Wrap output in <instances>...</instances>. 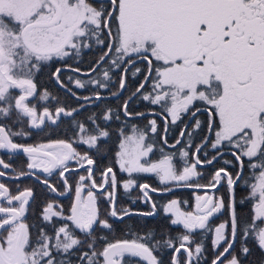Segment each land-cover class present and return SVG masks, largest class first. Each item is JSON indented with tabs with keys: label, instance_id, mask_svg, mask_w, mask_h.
Returning <instances> with one entry per match:
<instances>
[{
	"label": "snow or ice",
	"instance_id": "snow-or-ice-1",
	"mask_svg": "<svg viewBox=\"0 0 264 264\" xmlns=\"http://www.w3.org/2000/svg\"><path fill=\"white\" fill-rule=\"evenodd\" d=\"M93 42L102 54L82 73L87 79L73 81L69 77L70 83L78 89L89 90L90 95L80 96L71 91L62 80V68L51 73L57 85L84 103L73 108L57 106L54 112L48 107L38 111L29 98L39 96L43 101L50 94L46 89L42 93L38 91L37 74L53 61L80 56L83 49L92 48ZM137 61L144 65L147 74L123 101L125 116L132 115L129 104L140 96L152 105H161L173 124L181 119V113L187 114L195 108L191 112L193 119L199 112L206 114L207 120L195 119L193 132L202 131L203 123L209 133L214 132L215 138L204 136L201 144L195 146V152L185 147L179 149L182 167L174 163V155L163 154L159 160L151 161L149 154L153 153L154 145L147 143L146 130L133 125L131 135L121 131L123 138L114 162L100 170L99 162L111 151L107 147L110 132L95 113L82 121L76 119L81 109L86 110V105L104 99L100 90L116 88L111 91L113 97L128 91V73L132 77L143 74L136 67ZM114 69L120 70L118 87L112 78L116 74ZM72 71L81 72L79 68ZM148 81H151V90L145 91ZM111 113L109 108L102 120L110 121ZM13 114L21 124L26 122L28 129L39 132H44L49 124L58 126L68 122L61 117L70 118L78 143L87 146L81 152L73 147L77 141L51 140L40 145L46 149L41 153L46 159L37 160L34 155L37 148L13 139L33 133L14 132L0 123V150H5L9 160L12 154L20 152L28 157V171H19L13 179L34 177L49 192L64 195L72 191L65 175L71 171L69 161H75L87 175L79 176L75 199L69 209L54 199L45 198L39 217L41 223L34 226L35 234L30 230L33 226L24 220L27 206L35 198L34 188L20 190L17 185V194L13 195L0 182V264H129L126 257L139 258L146 264H164L163 259L154 255L163 248L172 250L169 264H193L194 261L199 264L205 249L202 243L196 242L197 230H212L211 219L224 213L228 219L214 228L212 249L218 254L211 264H225V261L244 264L251 254L248 239L264 254V227L258 223H264V0H0V118L8 119ZM167 123L165 117V132ZM148 126L152 133L158 131L156 120H150ZM193 132L185 127L180 137H191ZM181 143L177 139L176 145ZM209 146L214 152L211 159L207 153L201 159L199 153ZM191 147V144L187 146ZM224 147L235 149L231 155L240 170L233 175L221 167L207 184L193 183L194 178H203L198 168L213 165ZM89 150L94 152L89 154ZM244 158H248V167L253 170L254 182L248 185L247 199L254 203L251 223L241 227L235 209L234 186L242 178ZM224 163L232 164V161ZM116 166L128 173V178L118 177L114 171ZM0 168L7 170L12 165L0 158ZM54 171H58L64 192H59L56 184L50 182ZM97 171L100 183L95 179ZM133 173H154L160 184L166 186L163 191H171L167 187L169 182L199 189L226 185L227 199L207 192L198 195L194 212L181 211L178 201L171 200L164 211L172 214L170 226L183 229L176 237L166 240L162 237L155 243L151 242L155 239L151 235L110 242L101 235L104 230L113 229L109 217L123 222L125 217L134 214L154 215L155 203L149 212L133 213L116 207L121 186L125 191L138 186L145 203L149 202L150 186L137 185ZM6 175V171L0 170V177ZM87 181H91V188L102 190L109 203L106 215L100 211L96 194L88 191L87 199L81 196ZM237 239L241 244L239 252L234 251ZM220 247L223 251H219Z\"/></svg>",
	"mask_w": 264,
	"mask_h": 264
},
{
	"label": "flooded vegetation",
	"instance_id": "flooded-vegetation-1",
	"mask_svg": "<svg viewBox=\"0 0 264 264\" xmlns=\"http://www.w3.org/2000/svg\"><path fill=\"white\" fill-rule=\"evenodd\" d=\"M65 67H68V66L66 64H63V63H58L57 65H55L52 73L55 72L56 68H62L63 69ZM65 70H67V69H63V71H65ZM146 73H147V69L145 68V73L140 78V81H143L144 75ZM138 75H137V77H138ZM79 76L83 77L84 75H79ZM61 77H62V80L64 81V83L66 85H68V88L71 89V86L75 87L74 83L68 84L67 80H69V77H70L69 75L61 74ZM42 78H46V75L42 76ZM51 79H52V77H51ZM52 81L56 87H58L61 91L66 93V95L69 97V99H72L76 103V105L73 107H78L80 104L84 103L82 100L78 101L74 96H72V94H70L71 93L70 91H69L70 93H68V91L66 89L61 88L59 85H57L55 83L54 79H52ZM147 83H148V87L145 89V91H150L151 90V81H148ZM131 84L129 86H131ZM138 84H137V86H138ZM133 91H135V89ZM74 92H76V91H74ZM14 93L19 94V91H17V92L14 91ZM76 93H77V95L84 96L83 94H78V92H76ZM59 94L62 95L61 92ZM90 94L91 93L89 92V94H85V95H90ZM101 94H103V93H101ZM130 94L131 93H129V95ZM129 95L125 99H127L129 97ZM110 98L114 99L117 97H110ZM139 98H140V96H139ZM29 99H31V98H29ZM139 100L142 101L143 104L136 101L134 98L131 101L132 106L133 105L139 106L138 108H140L142 110H139L135 113H132V115H130V117L133 119H135V118H138V119L143 118L144 119L145 118L146 127L149 129V131L147 132L148 134L151 133L150 127L148 126L149 121L153 120V119L156 120L158 129L161 128V133L163 132L162 136L164 135V138L166 135L170 136L169 139L167 140V144H169V146H167V147L173 148V147H170V145H172L177 140L179 133H180L181 129L183 128L188 116L190 115V113L193 110H195V108H193L191 110V112L187 113L185 118H184V113H181V119L173 124L171 122V117L167 116V113L163 111L161 105H152L148 101L142 100V98H140ZM55 103H56L55 106H53L51 109L49 108L50 111L54 112L55 108L57 106H61L60 100H55ZM93 103H94V101H92L89 104H93ZM67 104H71L70 100H68ZM197 106H199V104ZM36 107H37L38 111H43V108L45 106H43L41 104V101L39 99H36ZM65 107L73 108L71 106H65ZM136 113H144V115L137 116V115H135ZM198 114H199V112L196 115H198ZM80 116L83 117V109H81ZM130 117H128V118H130ZM165 117H167V121H168L167 132H165ZM24 120L26 121L27 118H24ZM61 120L68 121V122L67 123H59L58 126L49 124L44 132H39V130H37V129H28L26 122L21 124L20 122H18L16 120L15 114H13L8 119L0 118V123L5 124L7 127L11 128L14 132H19L21 130H28V131L32 132L33 133L32 135L16 136V137H13V139L17 143H23L25 145L37 148V152L34 155L37 158V160H39V159H46V158H43L41 156V153L43 151H45L46 149L40 148V145L48 144L51 140L64 139V140L69 141V142L77 141L76 143H73V147H75L78 151H81V152H83L87 148L86 145H80L78 143L79 137L74 135L75 129H73L71 127L70 118L61 117ZM192 120H193V117H191L190 121L184 126V128L193 124L194 120L193 121ZM179 123H180V125H179ZM206 128H207V125H206ZM198 131L199 130L194 131L193 139L197 138ZM38 132H39V134H36ZM174 132H177V135H174L173 134ZM210 135L212 136V133H210ZM160 136H161V134H160ZM160 136H159V138H160ZM150 139L151 138L148 136L147 140L150 141ZM180 139H182V138H180ZM202 139H203V137H202ZM201 140L198 142V144L201 142ZM224 149L230 150L231 152L233 150L235 151V149H231V148H227V147H225ZM92 152H93V150H89V154H92ZM231 152H226V154H231ZM170 155H174V163H177L180 167L183 166L179 153L170 154ZM149 156L152 158L151 154H149ZM0 158H3L6 162L11 163V165H12V168L7 169V170L0 168V170L7 172V175L5 177H0V182L5 183L11 189L13 195L17 194V185L19 186L20 190H23L26 187L34 188L35 198L32 199L30 201L29 206H27V211L25 213V218H24L25 223L29 224L30 226H33V227H31L30 230L34 234L36 231L34 226L37 225L38 223H41L39 217H40V212L42 210L43 204L45 202V198L47 197V199H49V200L54 199L58 204L62 205L66 210L69 209L71 207L72 201L75 199V187H76V182L79 179V176L80 175H85V176L87 175V172L84 171L83 169H80L79 165H77L75 161H69L68 167L71 169V171L66 172L65 175L69 179V183L72 186V191L70 193H65L64 195H58L56 193L49 192L41 184L37 183V181L35 180L34 177L24 176V177H20L19 179H13V177L16 176L19 173V171H21V170L28 171L26 168V163L28 161V157L26 154H24L22 152L14 153V154H12V159L9 160L8 154L5 152V150H0ZM151 158H150L151 161H156V160L160 159V158L159 159H156V158L151 159ZM114 159H115V156H114ZM100 162H99V168H100V170H102L103 168H101ZM223 165H224L223 166L224 168H227L228 164L227 165L223 164ZM212 167L213 166H210V165H204L202 167H199L198 171H200L202 173L203 178H201V179H195L194 178L193 183L207 184L210 180V178L208 179L209 174H211V173L213 174L217 170V169L212 170ZM210 169H211V172H209ZM34 171H36L37 175H39L41 177L44 176V173H42L41 171H39V170H34ZM114 171L116 172L118 177H120L122 179L128 178V174L121 172L119 169V166H116L114 168ZM132 176H133V178H135L137 185L147 184L150 186V188H149V197H150L149 202L145 203V201L142 198L141 190L138 186L133 188L130 191H125L123 189V187L121 186L117 191L116 207L118 209H125V208L129 209L133 213L149 212V211H153L152 204L155 203L156 208L154 210V215H152V216H140V215L134 214L130 217H125L123 222H121L120 220H117L115 218H111V217H109V220H110V222L113 223V229H116V227L122 228L123 226H126V233L128 231L130 233L132 231V228L134 227L135 223H138V222H140L144 225H147V223H148L149 225H153L154 227L156 226V230L153 233V236L155 237V239L151 241L152 243H155L156 240H161L162 237L165 240L168 239L169 237L174 238V237H176V235L178 233L183 232V229L181 227L170 226V219L172 218V214L166 213L164 211V206L167 205L169 201L177 200L178 206L180 207L181 211L194 212L195 211V205H196V196L205 195L206 192L209 195L214 194L217 197H219L220 195H225V193H223V190H222L223 188H221V186H219L216 189H199L196 187H184L182 185H177L175 182H169V184L167 185V187L170 188L171 191H163V189L166 186L160 184L159 178L154 173H133ZM206 176H207V178H206ZM49 179H50V182H53L56 184L59 192L65 191L63 186H62V182L59 180L58 171H54L53 175L51 177H49ZM95 179H96L97 183L101 182V177L99 175V171H97V173L95 175ZM90 185H91V181L85 182L83 190L81 192V196L84 199H87L88 191H92L94 194H96L97 198H98V205H99L100 211H101L102 215H106L107 210L109 209V207H108L109 203H107L108 201H106L104 199V196L101 194L102 190L93 189V188H91ZM151 189H157V191L154 192V191H151ZM3 203H4V206H7L6 202H3ZM107 207H108V209H107ZM223 217L228 218L227 213L220 214L219 218H212L211 219L210 223H211V229L212 230H210V231L197 230L198 234L195 236L196 242L202 243L204 246V249H205V251L203 252V255L200 258L199 264H211V261L218 254L217 252H214L212 249V237L214 235L215 226H217L219 223L223 222L222 221ZM163 226L168 228L167 234H165L161 231ZM169 229H171V230H169ZM229 231H230V229H229ZM137 237H141V236L140 235H129L127 240L131 241L132 239H135ZM109 241L110 242H116V241H119V239L111 238V240H109ZM249 241H253V240L249 239ZM238 245L239 244H237L235 246V249H234V251H236V252H239V249H240ZM193 247H195V245H193ZM219 251H223V248L220 247ZM156 254H158L161 257V259H163L164 264H169V261H170L171 255H172V250L168 249V248L158 249L156 252H154V255H156ZM227 258L230 259L231 257L228 256ZM136 259L139 260V258H136ZM222 259H224V258H222ZM143 263L146 264V261H143ZM193 264H196V262L194 261ZM225 264H226V261H225ZM244 264H247V263H245V261H244Z\"/></svg>",
	"mask_w": 264,
	"mask_h": 264
},
{
	"label": "trees",
	"instance_id": "trees-1",
	"mask_svg": "<svg viewBox=\"0 0 264 264\" xmlns=\"http://www.w3.org/2000/svg\"><path fill=\"white\" fill-rule=\"evenodd\" d=\"M100 54H102L100 47L97 46L93 42L92 48L91 49H83L81 51L80 56L72 55L70 57L65 58L64 61H53L49 66H47L41 73L37 74V76L35 77V82L37 84L38 91L42 93L46 89L48 91V93L50 94V98L48 100L42 101L39 99V96H36V98L30 99L31 104L36 105V99H39L43 106L48 107L50 109L56 105L55 100H60V104L64 105V106H71V107L75 106L76 103L72 99H69V97L66 95V93L61 91L58 87H56L53 84V81L51 79V73L54 70L55 65H57L58 63H63V64H66L70 67H73V68H79L80 70H83V71L88 70L89 66L92 65L96 61V59H98ZM104 67H107V66H104ZM136 67L141 68L142 73L143 74L145 73V67L143 64L139 63V61L137 62ZM113 72L116 74L113 75L112 78H113V81L117 82V87H118V74H119L120 70L114 69ZM61 74L69 75L73 81L75 79H81V80L87 79V77L79 76L72 71H62ZM143 74H139L138 77L132 78L131 72H129L128 73V83H129V85L131 83L132 84H131V86H129L128 91H125L122 96L114 98V99L104 97V99H102V100H94L93 104L86 105V110L83 109V117L82 116L76 117L77 120L82 121L88 115L95 113L96 115L101 117L100 122L110 132V136L107 138V147L110 148L111 151H110V153H108L106 155V158L100 162L101 168H104L105 166L114 162L115 152H116V149H118V147H119L118 143L123 138L121 135V131H123L124 135H131L133 125H135L136 128H138L139 130H146L147 132L149 131V129L146 127L145 118L144 119L143 118L142 119H138V118L133 119L130 116H125L124 112L121 110V106L123 104V101L129 95V93H131L135 89V87L139 83L140 78L143 76ZM44 75H46V78H42V76H44ZM101 76H102V73H101ZM67 82H68V84L70 83L69 80H67ZM90 87L91 86H89V88ZM71 90L76 91V92H78V94H83V95L89 94V92H90L87 89H78L74 86H71ZM115 90H116V88H111L110 90H100V91H101V93H103L102 95H107V94H111V91H115ZM60 92L62 93V95L59 94ZM139 99H140L139 96H137L135 98L136 101L143 104V102L140 101ZM68 100H70L71 104H67ZM138 107L139 106H134V105L132 106V102H130L129 112L135 113L139 110H142ZM109 108L112 109V113H111L112 119L110 121H103L102 115ZM186 115L187 114H184V118L186 117ZM116 117H119V119H117ZM128 117H130V118H128ZM195 119H199L202 122L206 121L205 114H203V113H199L198 115H196ZM195 119H193L194 120L193 124H191L187 127V130L190 132H193L192 127L195 124ZM179 125H180V123H179ZM202 127H203V130L198 131L197 138L193 139L194 132H193V135L191 137L185 135L181 139L182 143L179 145H176L175 148L167 147V146H169V144L165 143L164 141H165V139L168 140L170 136L166 135L164 138V135L162 136L163 132L161 133V128H159L156 133H152V132L149 134L147 133V138H148V136L151 138L150 141L147 140V143H151L154 145L153 153H150L152 155V158L151 157L150 158L151 159H153V158L159 159L162 157L163 154L170 155V154L179 153V149L181 147H185L186 150L193 152L195 149V146L202 139V137L206 131V123H203ZM160 134H161V136H160ZM173 134L177 135V132H174ZM159 136H160V138H159ZM189 144L192 145V147L190 149L187 148V146ZM224 148H221V150ZM161 149H163V153H161ZM93 152H94V150H93ZM206 153H207L208 159H210L212 157V155L214 154L213 150L209 146L208 148L203 149V151H201L199 153V155L201 156V159H205ZM225 160L232 161V164L227 165V169L230 172H232L233 175H235V173L238 169V165L236 164L235 159L231 154L224 153L221 156H218L217 160L214 161L213 165H210V166H213L212 170L213 169H219V168L223 167L224 166L223 164H225L224 163ZM244 163H245V167L243 169L242 178L234 186V189H235V209H236L237 215L241 221V227H243L246 222L251 223V217H252V200L247 199V197L249 196V193H250V188L248 185L253 183V181L251 179V175H252L253 170L248 167V158H244ZM209 172H211V169L209 170ZM247 173H249L250 176H245ZM211 176H212V173L209 174L208 179L209 178L211 179ZM206 178H207V176H206ZM221 188H223L222 190H223V193H225V195H224L225 199H227L226 185L221 186ZM226 219H228V218L223 217L222 221H224ZM258 223L260 226L261 222H258ZM155 230H156V226L154 227L153 225H149L148 223H147V225H144V224L138 222V223H135V225L132 228V231L130 233H129V231L127 232L128 234L126 233V226H123L122 228L116 227V229H112L111 231L104 230L101 233V235L106 236L108 241L111 240V238H117L119 240H127L129 235H140V236L151 235V236H153V233ZM161 231L163 233L167 234L168 228L163 226ZM237 244H239L238 246L240 248V246H241L240 239H237L235 241V246ZM248 247L251 249V254L247 257V259L244 260L245 263H247V264H261V262L264 261V254H261L259 249L256 247L255 243L253 241H249V239H248ZM156 255L159 258H161L158 254H156ZM126 259L129 261V264H144L143 261H140L136 258L126 257Z\"/></svg>",
	"mask_w": 264,
	"mask_h": 264
},
{
	"label": "water",
	"instance_id": "water-1",
	"mask_svg": "<svg viewBox=\"0 0 264 264\" xmlns=\"http://www.w3.org/2000/svg\"><path fill=\"white\" fill-rule=\"evenodd\" d=\"M70 70H72V69H70ZM74 72V71H73ZM83 72H87V71H81L79 74H82ZM77 73V72H76ZM68 93H70L69 91H68ZM71 94V93H70ZM103 97H113L111 94L110 95H102ZM121 109H122V107H121ZM122 111H123V109H122ZM196 111V109L194 110V111H192V112H195ZM191 117H192V115L190 114L189 115V117H188V119L186 120V122H185V124H184V126L190 121V119H191ZM184 126H183V128H184ZM210 133L208 132V130H207V132H206V135H209ZM205 135V136H206ZM201 144V143H200ZM196 150V149H195ZM195 152V151H194ZM221 152L223 153V152H231V151H228V150H221ZM240 170V169H239ZM238 170V171H239Z\"/></svg>",
	"mask_w": 264,
	"mask_h": 264
},
{
	"label": "rangeland",
	"instance_id": "rangeland-1",
	"mask_svg": "<svg viewBox=\"0 0 264 264\" xmlns=\"http://www.w3.org/2000/svg\"><path fill=\"white\" fill-rule=\"evenodd\" d=\"M14 91L17 92L18 90H14ZM198 104H199V102H197V105H198ZM197 107H199V106H197ZM188 117H189V116H188ZM205 118H206V120H207V116H206V114H205ZM187 119H188V118H187ZM193 127H194V126H193ZM193 127H192V128H193ZM206 132H207V128H206V131H205L203 137L206 135ZM214 137H215L214 132H212V138H214ZM202 140H203V139H202ZM202 140H201V142H202ZM201 142H200V143H201ZM200 143H199V144H200ZM119 144H120V142L118 143V146H119ZM199 144H198V145H199ZM118 150H119V147H118V149H116V151H118ZM126 174H128V173H126ZM248 174H249V173H247L245 176H250V174H249V175H248ZM245 179H246V178H245ZM252 181H253V180H252ZM253 182H254V181H253ZM107 203H108V202H107ZM253 203H254V201H252V205H253ZM108 207H109V206H108ZM108 207H107V209H108ZM260 227H264V223H261V224H260Z\"/></svg>",
	"mask_w": 264,
	"mask_h": 264
}]
</instances>
